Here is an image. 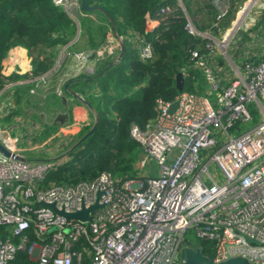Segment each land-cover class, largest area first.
Masks as SVG:
<instances>
[{"label": "built area", "instance_id": "built-area-1", "mask_svg": "<svg viewBox=\"0 0 264 264\" xmlns=\"http://www.w3.org/2000/svg\"><path fill=\"white\" fill-rule=\"evenodd\" d=\"M53 1L72 15L78 4ZM216 4L214 26L219 27L231 0ZM186 28L208 38L211 50L227 55L228 36L221 40L201 32L190 19ZM142 41L140 55L150 58L152 43ZM119 45L109 44L108 53L117 56ZM70 54L63 52L56 63ZM92 55L74 54L78 72L93 71L85 67ZM192 60L207 80V93L182 91L173 113V101L157 99L156 117L144 129L131 128L144 149L139 166L155 161L157 175L120 182L103 172L90 181L44 188L45 173L64 159L29 162L18 149L20 137L0 127V143L13 153L0 151V226L19 237L17 243L0 237V264H10L18 249H27L36 264H73L81 253L71 247L82 236L89 244L90 264H182V242L192 227L200 240L214 244V261L241 256L264 264V58L234 67L232 78L218 75L210 56L193 51ZM55 69L34 78L31 91ZM251 105L261 113L257 123ZM97 200L102 206L89 212L87 221L58 212H77Z\"/></svg>", "mask_w": 264, "mask_h": 264}, {"label": "trees", "instance_id": "trees-1", "mask_svg": "<svg viewBox=\"0 0 264 264\" xmlns=\"http://www.w3.org/2000/svg\"><path fill=\"white\" fill-rule=\"evenodd\" d=\"M79 1L80 7L75 8L72 15L53 0H0V91L7 81L20 77H7L2 72L3 60L15 46L28 49L32 70L24 78L29 79L50 72L61 47L70 44V51L79 50V40H75L79 30L80 37L88 36L90 49L105 47L110 31L122 37L124 45L120 59L108 53L94 74H81L68 81L70 87L65 91L80 92L98 123L77 146L76 142L89 132L94 121L76 133L67 154L59 157L64 162L45 173L41 183L44 188L51 183L72 185L90 181L103 172L120 182L142 177L137 168L144 149L132 136V126L144 129L156 117L157 99H176L181 93L177 87L179 73L185 79L183 91L207 93L202 71L192 60L193 51L210 56L212 66L214 61L223 63L224 60L220 53L208 47V38L187 30L188 19L199 31L221 38L237 19L239 11L237 0H231L229 12L218 22L219 27H215L219 13L216 0H86L87 5L102 8L92 10H84ZM149 19H157L159 25L149 28ZM142 39L152 43L150 58L140 55ZM256 59L255 56L250 58ZM29 94L30 84L19 85L16 100L22 103ZM28 233L31 241L34 240L33 230ZM0 237L19 242V237L12 236L4 225L0 226ZM213 245L208 241L203 253L213 257ZM71 248L81 253V259L75 256L73 264H90L91 254L85 237L73 241ZM36 263L27 249H18L10 264Z\"/></svg>", "mask_w": 264, "mask_h": 264}, {"label": "crops", "instance_id": "crops-1", "mask_svg": "<svg viewBox=\"0 0 264 264\" xmlns=\"http://www.w3.org/2000/svg\"><path fill=\"white\" fill-rule=\"evenodd\" d=\"M79 7L80 1L78 0L76 8L78 9ZM158 25L159 21L157 19L148 20L149 28H154ZM80 33L81 30H79L75 38V40H79V50L70 51V44L59 49L57 59L65 51H70L71 54L66 55L68 57L64 64L61 65L60 72L52 77L53 79L50 81L49 86H46L47 88L42 87L38 93L31 91L35 87L33 83L34 78H24L32 70V59L28 49L23 46H15L10 49L7 57L3 60V74L7 77L12 75H19L20 77L16 80L10 79L7 81L5 87L0 91V127L13 136L20 137L18 143L21 142L24 144L20 145L17 143V146L21 154L26 158L51 160L63 157L73 144L76 133L93 122L94 114L88 106L87 101L83 98V95L73 89L69 92L65 91V88L70 87L68 81L71 78L74 79L81 76V74H91L84 72V69L80 72L77 71V60L74 54L78 52H93V55L86 61L85 67L93 68V71H97L101 62L104 61V56L108 55V45L112 43L115 45L120 44L117 50L119 55L122 41L119 40L120 36H117L114 31H110L107 35L105 47L103 45L99 50H95L88 47V36L81 35L80 37ZM224 37H227V35ZM221 56L224 58L223 63L214 61V70L220 76H229V78H232L235 74L234 67L241 68L245 62L244 60L252 59L255 55L248 59H246L247 57L241 56L233 59L229 54L228 57L231 63L225 58L224 54H221ZM255 58L261 59L258 55ZM27 83L30 84V94L20 103L16 100L17 87ZM202 83L209 90V85L205 77ZM224 84H226V81H224ZM61 87L63 94L59 96L55 90ZM39 110H44V112H40ZM29 114L38 119L42 118V121L32 120V117L28 116ZM40 114H43V117H40ZM42 136H45V138L38 140ZM49 143L52 146L45 148L44 145ZM26 151H30L34 156L37 155V157H27L24 154ZM41 151L44 152L42 154L49 153L50 155L47 157L38 155Z\"/></svg>", "mask_w": 264, "mask_h": 264}, {"label": "rangeland", "instance_id": "rangeland-1", "mask_svg": "<svg viewBox=\"0 0 264 264\" xmlns=\"http://www.w3.org/2000/svg\"><path fill=\"white\" fill-rule=\"evenodd\" d=\"M236 5L239 8V11L237 12V19L234 20V22L231 24V26L226 29V31L223 33L222 39H224V36H228L229 45L227 48V55L225 54V58L229 60V54L233 59H237V57H249L253 55H258L259 58L264 55V0H237ZM241 20L240 25L237 27V21ZM236 24V25H235ZM236 26V29L235 26ZM232 37V38H231ZM220 39V38H219ZM68 56H65L63 60H61L59 63H56L54 67L56 69L53 71L54 75L56 73H59L58 67H61L60 65L64 64L66 58ZM230 61V60H229ZM231 63V61H230ZM60 69V68H59ZM91 74H94L95 71L90 72ZM50 76L48 78V81L44 84H39L36 88V91L34 93H38L42 87L47 88L46 86H49L50 81L53 79ZM55 78V77H54ZM59 78V76H58ZM61 90L62 93L60 94L58 90ZM56 89L55 92L61 96L63 94L62 87ZM251 110L254 114V123H257L260 120L261 113L258 111L253 105H251ZM40 112H44V110H39ZM40 117H43V114H40ZM28 116H31L29 114ZM32 120L37 121L41 120L37 117L31 116ZM94 121V119H93ZM45 136L40 137L38 140L44 139ZM23 142V141H22ZM20 145H23L24 143H18ZM28 144V142H26ZM52 146L50 143L47 145H44V147H50ZM43 151L39 152L38 155L47 157L50 154H42ZM27 157H37V155L34 156L33 153L30 151H26L24 153ZM137 173L141 176L150 174V175H157L158 174V165L155 161H149L147 165L142 168H137ZM184 238L186 239L187 243L189 245L197 244L199 241L197 230L192 227L188 231L185 232Z\"/></svg>", "mask_w": 264, "mask_h": 264}, {"label": "water", "instance_id": "water-1", "mask_svg": "<svg viewBox=\"0 0 264 264\" xmlns=\"http://www.w3.org/2000/svg\"><path fill=\"white\" fill-rule=\"evenodd\" d=\"M81 4L84 10L102 9L98 5H92V6L87 5L86 0H81ZM108 17L110 16L108 15ZM123 54H124V45L121 44L118 59H120L123 56ZM184 83H185V79L183 77V74L179 73L177 77V87L180 92H182L184 89ZM178 105H179V100H174L170 106V112L173 113L178 107ZM97 123H98L97 120H95L89 132L85 134L82 138H80L76 142L75 146L80 144L88 135H90L95 130ZM0 151H2L5 155H8V156L13 155V153H11L2 143H0ZM100 194L101 192H99L98 198L100 197ZM52 206L54 207V204H52ZM101 206L102 204H100L99 200H97V202L93 204L92 206L88 208L83 207L82 210L77 211V212L67 213L63 210H60L58 212L65 215L67 218H78L83 221H87L90 219L89 212H94L98 207H101ZM206 243H207V239H202L200 240L199 243L194 244V245H189L187 241H183L182 248L184 250V261L182 264H253L252 262H250V260H248L245 257H241V256L228 257L225 260L214 261L211 257L203 253V246H205Z\"/></svg>", "mask_w": 264, "mask_h": 264}, {"label": "bare ground", "instance_id": "bare-ground-1", "mask_svg": "<svg viewBox=\"0 0 264 264\" xmlns=\"http://www.w3.org/2000/svg\"><path fill=\"white\" fill-rule=\"evenodd\" d=\"M240 23H241V20H240V22H239V23H237V26H239V25H240Z\"/></svg>", "mask_w": 264, "mask_h": 264}]
</instances>
